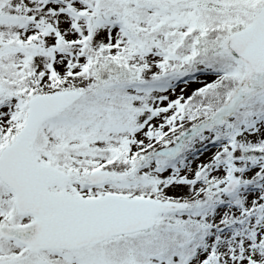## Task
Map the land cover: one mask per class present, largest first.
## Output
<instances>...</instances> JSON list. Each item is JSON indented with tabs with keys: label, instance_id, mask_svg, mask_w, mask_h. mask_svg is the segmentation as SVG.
<instances>
[{
	"label": "snow or ice",
	"instance_id": "snow-or-ice-1",
	"mask_svg": "<svg viewBox=\"0 0 264 264\" xmlns=\"http://www.w3.org/2000/svg\"><path fill=\"white\" fill-rule=\"evenodd\" d=\"M0 264H264V0H0Z\"/></svg>",
	"mask_w": 264,
	"mask_h": 264
}]
</instances>
